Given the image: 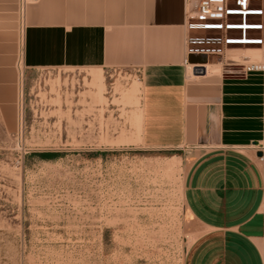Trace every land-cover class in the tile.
<instances>
[{"label":"crops","instance_id":"obj_1","mask_svg":"<svg viewBox=\"0 0 264 264\" xmlns=\"http://www.w3.org/2000/svg\"><path fill=\"white\" fill-rule=\"evenodd\" d=\"M18 6L0 0V105L21 104L40 71L138 72L141 144L195 154L183 194L196 238L183 264H264V73L210 63L196 75L186 0H40L23 33Z\"/></svg>","mask_w":264,"mask_h":264},{"label":"rangeland","instance_id":"obj_2","mask_svg":"<svg viewBox=\"0 0 264 264\" xmlns=\"http://www.w3.org/2000/svg\"><path fill=\"white\" fill-rule=\"evenodd\" d=\"M98 73L40 71L23 118L0 105V264H183L195 154L143 146L139 73Z\"/></svg>","mask_w":264,"mask_h":264},{"label":"built area","instance_id":"obj_3","mask_svg":"<svg viewBox=\"0 0 264 264\" xmlns=\"http://www.w3.org/2000/svg\"><path fill=\"white\" fill-rule=\"evenodd\" d=\"M39 2L18 0L22 31L28 8ZM186 4L188 61L193 56L207 60L206 64L190 63L193 70L204 69L206 74V65L212 63L230 69L228 73H264V0H186ZM244 50L259 52L261 60H234V52Z\"/></svg>","mask_w":264,"mask_h":264},{"label":"bare ground","instance_id":"obj_4","mask_svg":"<svg viewBox=\"0 0 264 264\" xmlns=\"http://www.w3.org/2000/svg\"><path fill=\"white\" fill-rule=\"evenodd\" d=\"M23 32V31H22ZM241 52H244V54H242V55H238V56H234L233 58H234V60H239V59H241L242 57H249V58H251V59H255V58H257L258 56H260V53L259 52H257V51H255V50H244V51H241ZM261 57V56H260ZM96 73H98V72H96ZM21 75H23V71H21ZM92 75V74H91ZM104 74H102L101 72H99L96 76H95V81L96 82H98V84L101 86V87H103V82H104ZM97 84V85H98ZM22 86V85H21ZM22 90V89H21ZM21 94L23 95V92L21 91ZM22 95L20 96L21 97V101H22ZM23 102V101H22ZM19 105H22V103L21 104H19ZM21 114H19L20 115V118H23V108H22V106H21ZM20 113V112H19Z\"/></svg>","mask_w":264,"mask_h":264},{"label":"water","instance_id":"obj_5","mask_svg":"<svg viewBox=\"0 0 264 264\" xmlns=\"http://www.w3.org/2000/svg\"><path fill=\"white\" fill-rule=\"evenodd\" d=\"M197 58L198 57H194V56L191 57L190 58V62L191 63H194V64L199 63V62H197ZM202 58H203L204 61H201V63L206 64L207 63V60L204 57H202ZM194 73L196 75H199V74L204 75L205 74V70L204 69H196V70H194Z\"/></svg>","mask_w":264,"mask_h":264},{"label":"trees","instance_id":"obj_6","mask_svg":"<svg viewBox=\"0 0 264 264\" xmlns=\"http://www.w3.org/2000/svg\"><path fill=\"white\" fill-rule=\"evenodd\" d=\"M45 157L50 158V157H52V156H51L50 154H46Z\"/></svg>","mask_w":264,"mask_h":264}]
</instances>
